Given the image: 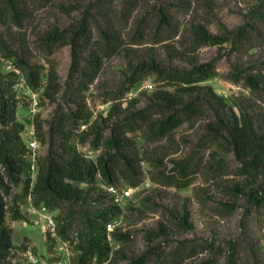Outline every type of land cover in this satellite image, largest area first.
Instances as JSON below:
<instances>
[{"label":"rangeland","instance_id":"rangeland-1","mask_svg":"<svg viewBox=\"0 0 264 264\" xmlns=\"http://www.w3.org/2000/svg\"><path fill=\"white\" fill-rule=\"evenodd\" d=\"M15 1L23 17L21 26L12 22L11 12L0 0V95L17 100V121L25 126L22 140L27 146L35 133L38 161L48 155L50 126L62 115L71 118L70 144L93 163L105 152L103 147L92 146L98 130L108 139L114 124L139 112H147L152 121L163 120L155 94L175 92L177 86L152 73L126 91L133 71L141 65L155 61L166 70L181 71L204 63L215 65V76L185 95L199 105L196 116L160 139L148 138L147 127L125 136L130 164L123 168L129 180L120 175L115 186L131 189L132 198L112 222V231L107 230L110 253L104 264H130L147 252L149 264H264V207L250 198L264 190V168L257 163L252 168L248 140L238 143L236 138L247 124L258 144L264 145V0ZM161 16L167 24L161 23ZM194 26L226 35L229 41L195 45ZM80 27H85L90 42L79 41V62L104 46L106 34L119 44L89 85L81 73L71 74L72 45L50 48L46 43L54 32L71 40ZM241 28L247 35L239 43L233 37ZM3 58L13 66L3 63ZM17 60L41 69L37 90L16 87L26 76L16 66ZM50 72H55L60 86L53 100L44 94ZM179 108L165 111L170 114ZM74 115L84 117L76 129L70 124ZM37 121L43 127L42 137ZM58 140L56 135L55 150L62 154ZM37 176L38 170L30 174L29 194ZM23 186L5 197L6 224L13 230L14 248L0 264H30L29 253L37 264H79L81 242L77 238L86 218L115 208L102 178H97L86 201L70 205L68 261L43 233L42 223L25 213L28 196ZM15 205L23 220L12 219ZM66 213V208L56 210L58 225Z\"/></svg>","mask_w":264,"mask_h":264},{"label":"trees","instance_id":"trees-1","mask_svg":"<svg viewBox=\"0 0 264 264\" xmlns=\"http://www.w3.org/2000/svg\"><path fill=\"white\" fill-rule=\"evenodd\" d=\"M1 1L11 12L12 22L21 26L23 17L16 1ZM161 23L167 24V19L163 16H161ZM192 34L194 44L199 46H217L229 41V37L226 35L211 34L203 26H194ZM246 35L245 29L241 28L233 38L242 43ZM104 40L106 41L104 46H99L98 50L90 52L89 59L83 62L78 61L77 52L80 45L79 41L86 44L90 42L85 27H80L71 40L67 39L66 34L62 32L51 33L46 38V43L50 48L65 43L72 45L73 66L71 74L81 73L84 84L89 85L98 78L103 67V60L112 57L119 47L116 40L109 34L104 35ZM15 64L26 75L28 86L32 90H37L42 81L41 69L21 60H17ZM152 73L168 85L177 86L175 92L161 90L155 94L157 101H159L156 107L162 112L164 119L155 122L151 120L147 112H139L126 121L114 124L108 139L104 138L102 130H98L94 134L92 146L95 149L103 147L105 152L97 163L87 161L70 144L71 131L67 128L71 119L70 116H59L51 124L49 134L52 137V143L46 158L38 161V176L32 193L37 197V205L42 204L51 211L67 209L66 216L62 224L59 225V235L63 240L71 239L68 235L73 217L70 205L74 202L86 201L90 189L98 177L102 178L106 187L115 186L120 175L123 179H128L123 168V166L130 164L127 152H125V136L145 127L148 129L147 137L151 139H160L170 135L183 123L196 116L200 109L196 100L188 101L185 95L200 83L212 79L216 72L213 63H204L194 66L191 70L181 71L166 70L155 61H151L133 71L126 91H131L138 82ZM1 89L2 85L0 84ZM59 91L57 75L55 72H50L44 94L48 99L53 100ZM17 105L18 102L14 96L5 98V96L0 95V126L2 127L0 130V167L3 171V175L0 174V262H5L14 248L13 230L6 224L5 197L10 196L12 190L22 183H24L23 192L25 196H28L31 184L30 164L27 160L28 150L21 137L25 126L17 121ZM171 107L180 108L173 109L168 114L165 110ZM74 117L76 119L70 124L71 128L76 129L79 128L80 120L84 117L77 115ZM36 126L39 137L44 136L41 122L37 121ZM252 131V127L246 124L243 133H239L236 138L238 143L248 140L250 156L253 158L252 168L254 167L253 164L256 163L264 168V145L258 144ZM56 135L59 138L57 145L63 151L62 154L55 150ZM185 170L184 167L182 173ZM135 185L137 184L133 183V186ZM250 198L259 206L264 207V190L257 192L256 195H251ZM120 212L121 210L115 207L86 218L84 230L78 234L77 238L81 242L79 264H86L88 260H95L98 264H104L109 260L110 246L107 242V225L115 221L114 219L119 217ZM11 216L15 221L24 219L20 208L16 205L11 208ZM193 255L194 253L191 256ZM149 261L150 254L147 252L130 264H149Z\"/></svg>","mask_w":264,"mask_h":264},{"label":"built area","instance_id":"built-area-1","mask_svg":"<svg viewBox=\"0 0 264 264\" xmlns=\"http://www.w3.org/2000/svg\"><path fill=\"white\" fill-rule=\"evenodd\" d=\"M2 61L3 63H10V65L13 66V64H11L10 60L8 59L3 58ZM16 87L26 92L32 91L31 88L28 86V83L24 76L21 77V79L17 82ZM27 149V153L29 156V159H27L30 164V174L35 175L38 170L37 156L39 149V144L35 137V133L31 134L30 140L27 143ZM105 189L107 194L113 200L115 207H117L121 211L124 210L126 202L132 198L131 189L119 190L116 186H107ZM24 210L25 213L32 215L38 222L42 223L43 233H45L47 238L51 239L57 244V251L61 254V257L64 261H68L70 256V241L63 240L59 235V225L57 223L56 211H51L42 204L37 205L32 192L27 197V201L24 205ZM107 230L110 232L112 231V223L107 225ZM29 255L31 259L30 264H37V261L32 256V254L29 253ZM93 264L98 263L95 262Z\"/></svg>","mask_w":264,"mask_h":264}]
</instances>
